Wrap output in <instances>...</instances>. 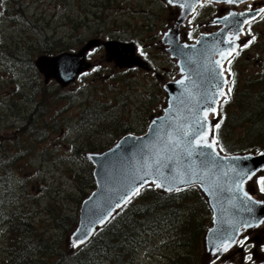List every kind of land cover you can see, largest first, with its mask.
<instances>
[{"label":"rangeland","instance_id":"rangeland-1","mask_svg":"<svg viewBox=\"0 0 264 264\" xmlns=\"http://www.w3.org/2000/svg\"><path fill=\"white\" fill-rule=\"evenodd\" d=\"M210 7L200 10L199 18L190 20L183 28L184 37L187 35L189 41H195L199 34L217 31L218 26H212L211 22L219 16L222 8L218 7L214 15L217 9ZM244 7L249 9L248 5ZM174 17L175 10L164 0H0V46L6 48L0 51V160L3 162L0 164V174L6 179L0 181V194H5L4 199L0 195V259L11 238L7 233L10 227L7 224L8 216L17 212L27 211L29 220L36 224L35 235H43L51 243L63 234L62 227L54 229L53 215L59 212L69 218L75 217L77 222L74 229L66 234L68 239L79 224L82 202L96 189L94 166L86 155L100 153L101 150L92 148L100 142L104 145L110 143L120 123L136 130L145 128L141 134L131 132L142 135L147 132L150 119L161 113L167 96L162 85L179 76L175 61L160 46V39L172 25ZM254 29L260 32L259 39L256 38L257 44H251L241 60L235 61L234 79L240 74L241 81H244L248 75L262 71L260 62L264 58V23L253 24ZM44 36L68 43L70 49L66 52L72 53L93 39L132 43L136 46L137 56L149 62L148 70L144 71L143 68L129 74L119 73L114 62L109 61L104 48L93 49L88 57L93 67L81 76V80L77 79L66 88L51 81L49 85L45 84L42 91L46 96L42 99L35 95V86L38 81L43 84L45 78L39 73L37 81L32 65L35 67L37 57L40 56L38 47ZM7 51L32 61L26 65L34 80L28 71H24L25 63L17 68L10 60L12 67L7 66L3 61L4 56H8L4 53ZM255 58H259V61L254 62ZM80 88L84 93L76 97V92L82 91ZM62 93H66L64 97H60ZM68 94H71L70 97ZM161 95L164 101L154 104L155 96ZM108 98L112 103L107 107L98 105ZM117 98L121 102L120 99L116 101ZM144 102L147 105L154 104L153 114L144 113ZM42 104L47 114L33 120V110ZM90 108L100 113L110 108L101 115L108 114V120L91 113L85 118L90 124L84 122L81 116L83 113L87 115ZM244 116L225 126L227 142L231 148L250 126V122H246L247 118L254 121L255 131L262 128L264 118L257 117L254 112ZM41 134H45V137L38 141ZM74 146L93 168L94 188H87L83 178L77 177L76 172L83 175L87 173L74 153ZM21 152V156L17 157ZM249 152L252 151L233 154L221 151L224 155ZM260 177H264V173L254 180L259 196L255 197L264 200V192L258 182ZM3 183L7 184L3 186ZM244 234L241 239L245 240L244 245L238 243L230 257L241 264L264 262V231L251 229ZM157 241H154L155 244ZM153 245L150 250L138 253L135 264H167L183 250L177 248L174 241L161 243L158 247ZM67 252L73 250L67 249ZM204 252L203 245L201 262ZM220 263L221 260L203 262Z\"/></svg>","mask_w":264,"mask_h":264},{"label":"water","instance_id":"water-1","mask_svg":"<svg viewBox=\"0 0 264 264\" xmlns=\"http://www.w3.org/2000/svg\"><path fill=\"white\" fill-rule=\"evenodd\" d=\"M204 1L222 5L219 16L211 22L218 29L209 34L203 33L195 43L189 42L183 37V28ZM164 2L175 10V17L172 25L163 33L160 46L175 61L179 76L163 83L166 103L161 113L150 119L146 133L126 134L110 149L86 155L94 166L96 189L81 204L79 224L67 239V249L76 252L86 245L136 196L125 203L131 190L147 181L140 191L155 186L157 191L171 194L197 187L212 211V220L203 239L205 252L202 261L221 260L220 264H241L236 263L230 255L238 241L246 235L244 232L248 233L251 229L264 231V200L255 197L253 186L254 180L264 173V150L224 155L217 144L214 152L218 157L201 156L200 152L210 153L213 150L200 147L193 151L195 146L188 143L192 137L184 133L192 129L200 130L198 118L203 119L206 108H215V113H208L207 121L213 126L209 130L208 140L216 139L212 115H219L220 103L227 99L230 77L225 74V64L235 54L227 56V51L231 48L238 51L246 43L245 28L264 13L261 11L264 0H238L231 4L227 0ZM181 3L186 6L180 7ZM249 3V9L241 11V7ZM230 13L236 15L231 16ZM226 16L228 20H224ZM98 47H104L109 60L119 68L136 66L148 70L147 62L136 55L134 44L99 39L90 40L77 53L39 56L35 66L44 75L45 84L55 80L65 88L92 67L86 54ZM221 52L226 54L225 59L221 58ZM221 92L226 95H220ZM189 152H192L191 156ZM193 173L194 184L181 183ZM245 175H251V179L245 178ZM241 179L242 185L239 184ZM156 183H162L164 187L158 188ZM168 187L173 190L168 191ZM245 192L251 197L250 200L244 196ZM226 237L237 242L232 243L227 251H217V246ZM80 239L84 242L78 243ZM74 242L78 246L74 247Z\"/></svg>","mask_w":264,"mask_h":264},{"label":"trees","instance_id":"trees-1","mask_svg":"<svg viewBox=\"0 0 264 264\" xmlns=\"http://www.w3.org/2000/svg\"><path fill=\"white\" fill-rule=\"evenodd\" d=\"M2 46H0V51L6 49L5 47L2 48ZM38 49L40 56H57L68 51L70 46L68 43L54 37L44 36ZM4 53L8 55L3 58L8 67H12L10 60L15 63L17 68L25 63L26 68L24 71L29 72L26 63L31 60L13 55L11 51ZM260 64L262 65V71L254 75H248L244 81H241L240 75L235 76L236 79H234V83L231 86L229 101L223 103L224 118L222 124L224 127L225 123L229 124L236 119H243L245 117L244 114L246 115L248 112H254L257 117L264 118V58ZM35 68L36 66L32 65L38 81L39 71ZM29 73L32 76V73ZM32 78L34 80V76ZM26 87L29 88L30 86ZM35 87L36 96L44 99L43 97L46 94L42 90L45 88V83L43 82L42 84V82L38 81ZM80 90L82 89L80 88ZM78 91L75 94L76 97H80L84 93L83 90L81 92ZM65 94H60V97H64ZM70 95L68 94L69 97ZM138 97L139 94H137ZM119 99L117 98L116 101ZM163 99L162 95L155 96L154 104H158L160 101L163 102ZM110 103L112 101L108 98L106 101L99 102L98 105L107 107ZM154 104L147 105L144 102L142 107L144 113L147 115L153 114L155 112L153 111ZM229 105L233 107L230 114H228ZM43 107L42 104L36 108V118L47 114ZM109 110L110 108H107L103 113ZM91 113L100 116L103 114L94 110V108H90L87 111V115L83 113L81 116L82 120L87 122L85 118ZM101 117L108 120L109 115L106 114ZM246 122H250V126L239 136L240 141L233 145L232 148L228 145V135H226L227 130L225 128L216 133L217 140L224 153L233 154V152L243 153L264 149V123L257 132L252 119L247 118ZM87 123L90 124L89 122ZM143 131H145V128L136 130L130 125L120 123L118 127L116 126L113 132L114 139H111L110 143L107 142L104 145L100 142L92 150L102 151L127 133L141 134ZM40 137L37 139L38 141H41L45 134H41ZM74 153L78 156L80 165L86 168L87 173V175H83L75 171L77 177L83 178L87 188H94L92 166L83 157L82 153H78L76 146H74ZM21 154L22 152L17 157H20ZM1 163L3 162L0 160ZM1 175L0 181H5V176ZM6 184L3 183V186ZM0 195L4 199L5 194ZM15 211L21 210L16 209ZM17 213L19 215L8 216L7 224L10 227L7 233L11 238L9 241L7 240V247L4 250V254H2L0 264H135L136 257L140 251L150 250L152 243L154 244L153 246L158 247L161 243L168 241L176 242L175 246L183 250L167 264H202L203 238L211 221V210L198 188L193 187L166 194L157 191L155 187H147L139 195H136L121 211L116 213L108 224L100 229L84 247L77 252L68 253L65 242L67 239L66 234L74 229L77 222L75 217L69 218L66 215H60L59 212L53 215L55 218L54 229L62 227L63 234L51 243L43 235H35L37 232L36 224L29 220L27 211ZM58 220H60V224ZM156 240L158 241L155 244L154 241Z\"/></svg>","mask_w":264,"mask_h":264},{"label":"snow or ice","instance_id":"snow-or-ice-1","mask_svg":"<svg viewBox=\"0 0 264 264\" xmlns=\"http://www.w3.org/2000/svg\"><path fill=\"white\" fill-rule=\"evenodd\" d=\"M176 2V0H168V3L169 4H172ZM228 3H236L238 2V0H227ZM186 5L184 3H181L180 4V7H185ZM203 6V5H201ZM262 12H264V9H261ZM229 15L231 16H234L236 15L235 13H230ZM240 15H243V13H241ZM224 20H228V17H224ZM238 38V37H237ZM254 39V38H253ZM229 44L232 43L231 40L228 41ZM249 43H251V41H249ZM248 44H245L244 47H247ZM233 53H235L236 55H239V52L236 51L235 48H231L227 51V56H231ZM221 55V58L222 59H225L226 58V54L224 52H221L220 53ZM215 63L219 64L220 62L219 61H216ZM229 65L231 64V60L228 61ZM231 71V69L229 68V72ZM225 83H227V81L225 80L224 81ZM180 83H183V81H180ZM234 83V81H233ZM228 92L230 93L231 92V88L228 89ZM220 95H226L225 93L221 92L219 93ZM213 103H215V101H213ZM224 103H227V99H225ZM209 112H213L215 113L216 112V109L215 108H211V109H208L206 108L204 110V116H203V119L200 120L198 118V123L200 125V130H197V129H192L191 132H186L184 133L185 136H191L192 139H190L188 141L189 145H194L195 147L193 148V151H195L197 148H200V147H203V148H208V149H212L213 152H210V153H203V152H200L199 155L201 156H204V155H207V156H213V158H216L218 157V154H215L214 150H215V147L216 145L218 144V140H216L215 138H213L211 140V142H209L208 140V135H209V130L213 127L212 125H210L207 121V116H208V113ZM156 121L154 120L153 121V124H155ZM205 128H207L208 130H205ZM214 128L215 129H219L220 128V122H217L215 125H214ZM221 150H223L221 148ZM189 156L192 155V152H189L188 153ZM162 175V174H160ZM195 176V173H193V176L189 177V179L187 180H182L181 183H188V184H194L196 181L195 179H193V177ZM245 178L247 179H251V175H245ZM155 182V181H153ZM259 184L261 186V191L264 192V177H260L259 178ZM147 181H144L139 187H134L132 190H131V195H129L127 197V199H125V203H127L132 196H135V195H139L140 194V188L144 186V184H146ZM239 184L242 185L243 184V179H241L239 181ZM156 187H164V184L162 183H156ZM168 191H172L173 189L171 187H168L167 189ZM244 196L247 197L249 200L251 199V197H248V194L245 192L244 193ZM120 205L118 204L117 207H119ZM249 211H251V209H249ZM246 226H251V225H246ZM246 239V238H245ZM83 239H80L78 241V243H83ZM237 241L233 240L231 237H226L224 239V241L222 242L221 245L217 246V251L219 250H223V251H227L229 247H231V244L232 243H236ZM242 246L244 245L245 243V240H239L238 241ZM78 243L77 242H74L73 246H78ZM250 259V257H249Z\"/></svg>","mask_w":264,"mask_h":264},{"label":"flooded vegetation","instance_id":"flooded-vegetation-1","mask_svg":"<svg viewBox=\"0 0 264 264\" xmlns=\"http://www.w3.org/2000/svg\"><path fill=\"white\" fill-rule=\"evenodd\" d=\"M203 6H200L198 9H197V11H196V13L192 16V17H190V19L188 20V22H187V24L189 23V21L190 20H193V19H197V18H199V12H200V10H202L204 7H210L211 9H217L216 10V12L214 13V15L217 13V11H218V7H220V4H217V3H214V2H210V1H206V2H204L203 4H202ZM213 15V16H214ZM258 22H263L264 23V14L255 22L256 24L258 23ZM252 26H250V27H248V29H247V31H248V36H249V41H251L252 42V38H254V37H256V38H258L259 39V36H260V32L257 30V29H254V30H252ZM184 30V29H183ZM200 35V34H199ZM183 37H184V34H183ZM185 38V37H184ZM255 38V39H256ZM185 39H189V37L186 35V38ZM198 39V38H197ZM196 39V40H197ZM107 41H109V40H107ZM114 41V40H113ZM189 41V40H188ZM255 42H256V40H255ZM257 43V42H256ZM101 49V48H100ZM244 49V48H243ZM243 49H241L240 51V53H239V55H240V57H238V56H235L231 61V64L229 65V63L227 64V70H228V75H230L232 78L234 77V73H233V64H234V62L235 61H237V60H241L242 59V57H243V55L246 53V51L248 50H243ZM257 49H259V48H257ZM92 51V50H91ZM91 51L90 52H88L87 53V56H90V54H91ZM137 54H138V52H137ZM141 56V55H140ZM142 57V56H141ZM245 59H249L247 56H245ZM259 61V58H255V60H254V62H258ZM112 62V61H111ZM149 63V62H148ZM260 63H262V61L260 62ZM114 64V63H113ZM114 66L116 67V69H118L117 71L119 72V73H124V74H129V73H131V72H133V71H135V70H144V69H141V68H139V67H136V66H133V67H131V68H119V67H117L115 64H114ZM262 66V65H261ZM229 68L231 69V71L229 72ZM144 71H146V70H144ZM258 73H260V72H258ZM240 75V74H239ZM122 77V76H121ZM120 87V86H119ZM116 89H117V87H116ZM35 95H36V92H35ZM230 97V96H229ZM227 101H229V99L227 100ZM229 107V109L231 108V105H229L228 106ZM33 113H34V116H33V120H35L36 119V107H35V109L33 110ZM228 114H229V111H228ZM224 114H223V103H221V107H220V115H219V117H217V118H215L214 119V117H212L213 118V120H215V124L217 123V122H220V128L217 130V129H215V133H218L220 130H223L225 127H224V125L222 124V120H223V118H224V116H223ZM225 126H226V123H225ZM264 195V194H263ZM263 247H264V244H263Z\"/></svg>","mask_w":264,"mask_h":264},{"label":"bare ground","instance_id":"bare-ground-1","mask_svg":"<svg viewBox=\"0 0 264 264\" xmlns=\"http://www.w3.org/2000/svg\"><path fill=\"white\" fill-rule=\"evenodd\" d=\"M127 156V155H126Z\"/></svg>","mask_w":264,"mask_h":264}]
</instances>
